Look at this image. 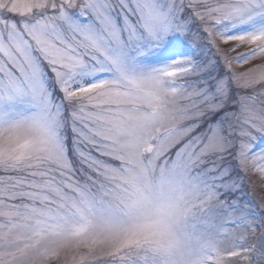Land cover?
<instances>
[{"label": "snow or ice", "instance_id": "snow-or-ice-1", "mask_svg": "<svg viewBox=\"0 0 264 264\" xmlns=\"http://www.w3.org/2000/svg\"><path fill=\"white\" fill-rule=\"evenodd\" d=\"M249 173L264 0H0V264H264Z\"/></svg>", "mask_w": 264, "mask_h": 264}, {"label": "rangeland", "instance_id": "rangeland-1", "mask_svg": "<svg viewBox=\"0 0 264 264\" xmlns=\"http://www.w3.org/2000/svg\"><path fill=\"white\" fill-rule=\"evenodd\" d=\"M240 51H243L241 49ZM230 55H235V53H231ZM236 71H244L242 67H236L234 65ZM247 67V66H245ZM261 181L257 175L249 173L248 176L244 180L245 190L248 191L249 196L246 199L249 200L250 203L259 205L264 202V187H261ZM53 264H63V257L60 261H54Z\"/></svg>", "mask_w": 264, "mask_h": 264}]
</instances>
